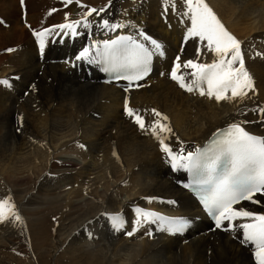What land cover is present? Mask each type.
Masks as SVG:
<instances>
[{
  "label": "bare ground",
  "instance_id": "bare-ground-1",
  "mask_svg": "<svg viewBox=\"0 0 264 264\" xmlns=\"http://www.w3.org/2000/svg\"><path fill=\"white\" fill-rule=\"evenodd\" d=\"M86 1L81 7L83 0L67 5L60 0L54 10L40 0H24L23 5L21 0H0L6 18L5 26L0 23V50L4 45L14 50L0 56V81L7 80L0 87V200L10 197L21 217L0 222V264L21 263L15 242L8 246L5 239L18 234L40 239L47 221L42 225V218L28 211L53 203L62 205L51 244L56 264H256L254 248L240 243L242 230L207 232L212 226L183 188L186 172L173 169L159 141L126 114L125 100L146 125L159 119L153 109L167 116L162 123L172 133L166 143L173 150L183 146L185 154L232 123L264 136V116L254 111L264 108V0H205L241 41L254 80L255 92L223 101L201 96L198 90L188 92L170 78L177 56L181 65L189 59H216L206 41L185 39L190 20L177 11L165 12L170 0H113L110 8L91 16L86 13L93 0ZM175 3L186 11L180 0ZM85 18L88 27L82 22L76 36L58 28L48 35L41 54L33 30ZM103 18L126 27L105 29ZM122 32L139 39L143 32L162 42L165 52L157 54L149 86L126 91L105 84L96 63L76 60L83 48ZM192 71L181 68L186 83L194 79ZM30 179L38 180L37 187H23ZM253 199L260 203L244 201L237 208L264 214V196ZM137 209L183 217L191 225L172 234L162 231L158 221L137 224ZM114 215L124 221L122 227L113 223ZM44 241L38 243L43 255L49 245ZM28 264H40L35 253Z\"/></svg>",
  "mask_w": 264,
  "mask_h": 264
},
{
  "label": "snow or ice",
  "instance_id": "snow-or-ice-1",
  "mask_svg": "<svg viewBox=\"0 0 264 264\" xmlns=\"http://www.w3.org/2000/svg\"><path fill=\"white\" fill-rule=\"evenodd\" d=\"M72 2L73 0H64L66 5ZM76 2L79 4V0ZM180 2L186 7V11L177 9L175 0H170L165 7V12L173 10L177 11L181 17L187 16L190 27L187 29L185 39L198 38L202 42L206 41L207 51L214 54L216 59L211 63H200L189 59L181 65L177 56L169 73L170 78L177 81L186 91L198 90L201 96L206 95L216 101L244 99L249 91L255 92L253 77L245 66L241 41L226 29L205 0H180ZM21 4H24V0H21ZM104 11L103 8L99 10L92 8L86 16ZM82 22L84 27H88V21L85 18L83 21L63 23L42 31L33 30L32 34L39 41L41 54L44 53L45 38L48 35L58 28L65 35L76 36L78 35L77 27ZM0 23L6 22L0 19ZM102 27L116 30L126 25L110 23L109 20L104 19ZM138 35L151 48L145 43L138 42L131 35H121L116 39L95 41L91 47L83 48L76 56V60L100 63L103 65V71L113 73L115 79H125L130 84L144 80L152 70L153 55L158 53L163 56L164 51L156 39L143 32H139ZM93 49H95L94 53ZM182 67L193 70L191 75L194 79L191 83H186L184 74H180ZM5 84L7 80L0 81V87ZM205 84L206 90L203 87ZM125 111L129 117L134 118V122L141 130L150 132L159 141L161 151L169 158L173 169H183L190 174V182L183 186L196 193L208 215L214 219L215 227L225 231L242 230L240 243L244 246L251 245L254 248L256 264H264V214H258L243 207H235L242 201L260 203L259 200L253 199L254 196L256 194L264 196V136L251 134L241 123H232L226 129L215 133L214 139L208 146L197 147L195 151H187L185 154L183 146L173 150L166 143L167 134L172 133V128L167 123H162L168 120L167 116L153 109V114L159 119L146 125L143 116L138 110L129 106L127 99ZM254 111L264 116V108H257ZM137 214L140 217L137 224L158 221L162 231L172 234L183 233L191 225V221L183 217H165L142 209H137ZM10 218L16 221L21 219L15 204L9 197L0 200V222ZM111 220L117 228L122 227L124 223L118 215L112 216ZM237 220L247 222L236 225L234 222Z\"/></svg>",
  "mask_w": 264,
  "mask_h": 264
},
{
  "label": "rangeland",
  "instance_id": "rangeland-1",
  "mask_svg": "<svg viewBox=\"0 0 264 264\" xmlns=\"http://www.w3.org/2000/svg\"><path fill=\"white\" fill-rule=\"evenodd\" d=\"M141 1V0H136ZM46 3L48 8L52 7L54 10L57 4H59L60 0H40V4ZM86 0H83V5L86 7ZM92 8L99 9V8H110L113 4V0H93V2H89ZM110 5V6H109ZM20 7V5H19ZM19 9V8H18ZM21 9V7H20ZM22 11V9H21ZM53 11V10H52ZM23 12V11H22ZM0 14L3 17V12L0 11ZM113 15V14H112ZM112 15H109L108 18H111ZM25 13H23L22 18L24 20ZM73 14L70 15V19L72 18ZM69 19V20H70ZM105 18H103L104 20ZM2 20L5 22L6 18ZM68 21V20H66ZM102 22V20H101ZM6 25V23H1ZM27 38H29V34L27 35ZM4 55L9 56V52L6 51L5 45L2 46L0 50V56L3 57ZM59 163V164H58ZM54 163L57 164L56 166H61V163ZM38 180L37 179H30L23 183V187H37ZM50 205V206H49ZM49 205H35V209L28 211L29 215L32 217H41L42 220L40 221L42 225H44V221H47V226L43 230V234L40 237L42 240H46L44 242L48 243L49 245L44 246V250L46 251L45 255L43 251H39L38 243L40 242V239L38 237H35L33 241H30L27 236L24 234H18L16 236L10 237L8 239H5L6 244L9 246L10 244H13L15 242V250H17L22 256H21V263L19 264H28V261L31 260L33 253H35V260L36 262L39 261L40 264H56L55 257H56V250L54 249L55 246H52L53 243L56 241V233L55 229L59 227V211L60 207L62 206L60 203H53ZM61 205V206H60ZM37 207V208H36ZM71 212H75V210H72ZM41 213V214H40ZM51 228V229H50ZM32 242V243H31ZM50 242V243H49ZM52 244V245H51ZM48 250V251H47ZM55 258V259H54ZM255 262V260H254ZM256 263V262H255ZM18 264V263H17Z\"/></svg>",
  "mask_w": 264,
  "mask_h": 264
}]
</instances>
